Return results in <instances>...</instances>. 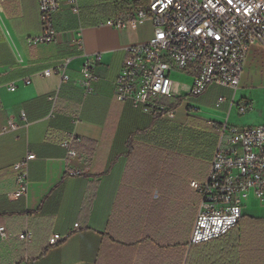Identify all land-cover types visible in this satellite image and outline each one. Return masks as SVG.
Masks as SVG:
<instances>
[{
  "label": "crops",
  "instance_id": "1",
  "mask_svg": "<svg viewBox=\"0 0 264 264\" xmlns=\"http://www.w3.org/2000/svg\"><path fill=\"white\" fill-rule=\"evenodd\" d=\"M139 4L77 0L74 13L62 2L53 18L55 41L32 45L42 34L38 1L0 0V226L15 236L0 243V264H188L201 200L191 184L208 178L219 141L215 126L264 125V84L245 78L264 63L261 46L251 49L235 91L211 85L189 98L191 78L174 74V97L165 100L176 107L173 120L118 102L114 83L126 49L149 41L153 24L105 23ZM66 58L72 59L67 82L41 76ZM87 61L97 77L90 95L81 85ZM241 106L250 109L240 114ZM9 120L17 130L4 131ZM70 134L80 142L78 157L68 161L61 142ZM28 155L35 157L27 162L28 194L13 199L16 164ZM84 168V177H66L68 169ZM250 199L229 236L238 264H264V206ZM25 230L33 233L27 246L16 237ZM68 233L48 246L51 235Z\"/></svg>",
  "mask_w": 264,
  "mask_h": 264
},
{
  "label": "built area",
  "instance_id": "2",
  "mask_svg": "<svg viewBox=\"0 0 264 264\" xmlns=\"http://www.w3.org/2000/svg\"><path fill=\"white\" fill-rule=\"evenodd\" d=\"M42 23V34L29 44H50L57 32L54 14L66 2L74 13L78 12L77 0H37ZM137 8L126 17L106 21V26L133 29L150 20L153 36L144 43L129 46L127 57L114 83V96L118 102H129L144 114L173 120L176 107L165 100L174 97V74L192 80L187 96H200L209 86L218 85L237 90L245 70L248 55L254 46L264 48V0H135ZM74 41L82 48L81 37ZM98 61V57H93ZM72 59L59 61L42 77L56 75L67 82V69ZM93 62L87 61L80 73L81 85L87 95L93 93L97 77L92 72ZM15 91V86L9 88ZM250 106H241L240 114ZM24 119V114L21 115ZM9 120L4 131L18 129ZM218 146L204 183L192 182L193 190L200 196V205L193 225L190 244H205L227 235L240 221L245 202L253 198L264 206V125L242 129L227 122L215 126ZM80 139L67 135L61 142L66 160L76 159L75 145ZM28 155L16 164L21 173L16 180L13 199L28 194ZM88 168L68 169L66 177H84ZM79 226L75 225L74 229ZM71 233L53 234L48 246L55 247ZM0 226V243L14 238ZM17 239L29 245L33 238L30 230L18 234Z\"/></svg>",
  "mask_w": 264,
  "mask_h": 264
},
{
  "label": "trees",
  "instance_id": "3",
  "mask_svg": "<svg viewBox=\"0 0 264 264\" xmlns=\"http://www.w3.org/2000/svg\"><path fill=\"white\" fill-rule=\"evenodd\" d=\"M238 224L221 238L193 245L188 264H238V248L235 240L229 236Z\"/></svg>",
  "mask_w": 264,
  "mask_h": 264
},
{
  "label": "rangeland",
  "instance_id": "4",
  "mask_svg": "<svg viewBox=\"0 0 264 264\" xmlns=\"http://www.w3.org/2000/svg\"><path fill=\"white\" fill-rule=\"evenodd\" d=\"M172 78L174 80L173 76H172ZM245 78L251 84L253 82L255 83V85L264 84V63L257 66V67L252 68V71H251V69H248L246 72ZM176 79H179V78H176ZM247 203H248V205H251L252 200L251 199L249 201L247 200L246 204Z\"/></svg>",
  "mask_w": 264,
  "mask_h": 264
}]
</instances>
